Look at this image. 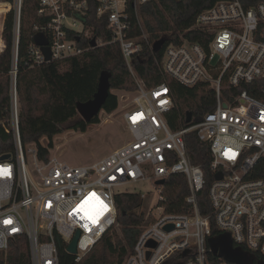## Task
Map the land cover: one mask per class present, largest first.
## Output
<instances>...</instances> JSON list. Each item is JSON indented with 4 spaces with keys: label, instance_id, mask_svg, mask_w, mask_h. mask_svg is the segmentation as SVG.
<instances>
[{
    "label": "built area",
    "instance_id": "2783aa9c",
    "mask_svg": "<svg viewBox=\"0 0 264 264\" xmlns=\"http://www.w3.org/2000/svg\"><path fill=\"white\" fill-rule=\"evenodd\" d=\"M37 1L40 22L33 29L27 65L40 68L107 43L118 44L137 86L121 95L130 139L88 166H73L53 156L40 161L35 146L24 149L17 74L25 0H0V53L7 49L5 34L13 21L9 128L15 146L9 159L0 156V253L26 237L31 264H60L58 242L67 251L80 232L74 256L80 262L117 226L115 196L132 183L151 181L160 194L159 214H147L153 221L124 264H228L210 257L211 219L201 213L198 201L205 177L192 163L185 140L197 132L210 145L214 175L223 174L209 190L217 227L229 235L232 247L264 254V100L247 89L238 95L232 92L264 79V2L246 7L240 0L218 1L187 31H199V42L180 34V43L165 48L157 61L164 76L187 87L208 83L216 91L213 111L173 130L168 119L175 107L170 87L165 82L148 88L134 64L145 46L155 53L141 16L142 5L152 0ZM92 16L107 21L109 42L93 37ZM82 36L90 41L88 46H80ZM39 41L49 49L50 60ZM261 92L264 95V88ZM173 174L188 180L186 214L166 213L160 205L163 186L157 182ZM168 226L173 228L166 230ZM151 241L154 247L148 245Z\"/></svg>",
    "mask_w": 264,
    "mask_h": 264
},
{
    "label": "trees",
    "instance_id": "16d2710c",
    "mask_svg": "<svg viewBox=\"0 0 264 264\" xmlns=\"http://www.w3.org/2000/svg\"><path fill=\"white\" fill-rule=\"evenodd\" d=\"M222 0H152L141 7V16L148 32L150 42L167 38V42L158 53L145 50L134 59L135 70L148 88L162 83L170 87L175 107L168 119L173 130L195 123L215 109L216 91L208 83L187 87L162 74L157 65L164 50L170 44L181 42L180 34L187 40L200 41L199 31L187 32L195 23L196 17L204 10ZM246 7L264 2V0H240ZM37 0H25L22 13V35L19 50L17 91L20 103V134L25 150L35 146L38 159L47 161L54 149L55 137L64 131L85 133L91 125L101 123L99 116L86 122L77 112V103L93 98L98 90L103 72L111 77V92L103 111L112 114L118 109V96L112 90L135 91L137 86L125 62L118 44L107 43L91 49L82 56L64 62H53L40 68H30L28 46L33 37V29L40 22L37 16ZM94 27L93 37L109 42L111 35L107 31V21H98L91 17ZM7 49L0 53V156L13 155L15 152L14 136L10 123V71L13 54V21L7 25L5 34ZM82 36L80 46L90 43ZM264 79L252 85H243L233 92L238 95L247 89L253 97L264 100L261 92ZM8 130V131H7ZM43 140H47L46 145ZM188 153L194 165L200 166L205 177L204 189L199 193V209L204 216H210L212 238L218 239L222 231L212 217L209 190L215 180L212 170L213 157L210 145L202 142L197 132L186 135ZM190 194L188 180L183 174H173L165 180L161 196V206L169 214H186L190 207L186 201ZM117 208V226L110 230L80 261L66 251L63 242H58L60 264H124L131 255L144 229L153 218L147 217L142 210V197L138 193H122L115 196ZM233 249L240 255L242 264H264V254L255 253L242 247ZM181 254L176 258H180ZM217 262L225 261L219 252L210 255ZM175 258V259H176ZM0 264H31L29 244L26 237L16 239L7 253H0ZM171 264V263H169Z\"/></svg>",
    "mask_w": 264,
    "mask_h": 264
},
{
    "label": "rangeland",
    "instance_id": "374dc122",
    "mask_svg": "<svg viewBox=\"0 0 264 264\" xmlns=\"http://www.w3.org/2000/svg\"><path fill=\"white\" fill-rule=\"evenodd\" d=\"M92 35V34H91ZM126 91L112 90L118 96V109L112 114L102 111L99 114L101 123L91 125L87 132L64 131L54 139L51 156L73 166H88L98 162L122 147L130 139V133L123 119V102L121 95ZM47 145V140H43ZM150 176V174H149ZM123 193H138L142 197V210L149 214H159L157 202L160 194L151 181L132 183L122 189Z\"/></svg>",
    "mask_w": 264,
    "mask_h": 264
},
{
    "label": "water",
    "instance_id": "95a60500",
    "mask_svg": "<svg viewBox=\"0 0 264 264\" xmlns=\"http://www.w3.org/2000/svg\"><path fill=\"white\" fill-rule=\"evenodd\" d=\"M167 38H161L154 42V52L158 53L164 44L167 42ZM39 44L43 45V51L46 55L47 60L51 59L50 51L45 46L44 42L39 41ZM93 47H96V39H93L91 42ZM111 77L112 75L109 72H103L100 77L99 86L97 92L94 94L93 98L86 102H78L77 103V112L79 115L86 121L91 122L95 117L99 116V114L103 111V107L107 102L110 92H111ZM10 155H4L2 160L9 159ZM223 177L222 173H217L215 178L217 180ZM158 185L164 186L165 180H160L157 182ZM173 226L166 227V230L172 229ZM80 237V232H78L73 239V241L69 244L67 251L70 255L75 256L77 254V243ZM151 247L155 246L153 241L148 244ZM210 246L214 255L221 254L224 256L225 260L234 263V264H242L241 258L238 253H236L231 245V240L229 235H222L218 239H211Z\"/></svg>",
    "mask_w": 264,
    "mask_h": 264
}]
</instances>
